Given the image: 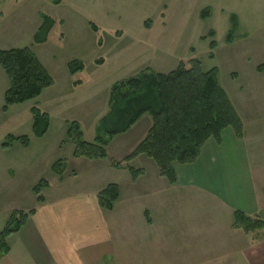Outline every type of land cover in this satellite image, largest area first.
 Instances as JSON below:
<instances>
[{
    "label": "crops",
    "instance_id": "1",
    "mask_svg": "<svg viewBox=\"0 0 264 264\" xmlns=\"http://www.w3.org/2000/svg\"><path fill=\"white\" fill-rule=\"evenodd\" d=\"M18 2L0 0V9ZM83 72L68 73L66 85L80 89L90 84L91 79L76 78ZM256 75H264V68H256ZM253 87L257 88L251 89L248 120L233 107L243 126L242 137L238 139L228 128L218 141L208 140L192 164L172 166L174 184L161 177L156 164L143 155L124 161L144 139L148 121L137 143L127 141L109 154L113 140L128 135L144 116L126 133L112 138L105 160L72 158L93 177L87 190L52 189L48 183L41 191V203L32 192L41 179L33 181L26 193L7 191L5 186L14 183L7 176L14 168L11 156L0 172V232L12 212L34 213L7 238L9 253L0 264H264V232L245 234L232 227L235 212L264 221V90ZM59 92L53 80L52 87L34 99L32 108L49 117V101L58 102ZM100 120H95V130ZM94 138L95 134L85 142L92 143ZM13 149L4 152L10 154ZM111 161L121 163V168L112 167ZM129 169L143 173L132 179ZM65 171L61 179L56 175V186L64 182ZM74 176L78 173L72 172ZM108 185L119 189V199L110 211L97 202V194ZM3 192L9 195L2 198ZM24 201L27 205H22Z\"/></svg>",
    "mask_w": 264,
    "mask_h": 264
},
{
    "label": "rangeland",
    "instance_id": "2",
    "mask_svg": "<svg viewBox=\"0 0 264 264\" xmlns=\"http://www.w3.org/2000/svg\"><path fill=\"white\" fill-rule=\"evenodd\" d=\"M61 1L55 5L52 0H19L15 6L4 5L0 9V51L29 48L60 90V100L49 101L50 126L40 139L31 132L30 109L36 104L34 100L8 107L7 113L0 111V145L7 135L27 136L30 140L26 149L19 143L13 144L10 154L4 151L11 148H0V155L5 156L0 161V172L14 157V168L7 174L14 183L5 186L7 191L26 193L33 181L40 179L51 183L52 189L59 186L68 191H78L81 187L87 190L93 177L90 172L81 171V164L72 159L74 146L66 136L69 124L76 122L83 140L92 141L95 120L102 119L109 110V95L114 85L151 73L168 74L181 62L196 60L203 73L216 69L219 86L232 107L248 120L253 85L264 90V75H256V68H264V0ZM204 9L209 10V16L202 19L200 14ZM43 14L56 24L46 44L38 46L32 44V36ZM231 16L236 18L237 28L232 42L227 44ZM210 32L212 37L208 35ZM210 42L215 44L212 51ZM210 53L213 58L209 57ZM94 60L105 63L97 65ZM72 61L84 66L83 74L76 78L91 79L90 84L80 89L66 85L67 64ZM7 88L8 80L0 69V107ZM147 121L151 126L150 116L144 115L128 135L115 138L109 154L127 141L129 145L137 143ZM18 158L23 160L17 161ZM57 161L65 163L67 180L56 186L57 177L51 166ZM72 172L78 173V177H72ZM1 195L5 198L9 193ZM25 201L22 205H27Z\"/></svg>",
    "mask_w": 264,
    "mask_h": 264
},
{
    "label": "trees",
    "instance_id": "3",
    "mask_svg": "<svg viewBox=\"0 0 264 264\" xmlns=\"http://www.w3.org/2000/svg\"><path fill=\"white\" fill-rule=\"evenodd\" d=\"M55 4H58L56 0ZM208 16V9H204L200 14L202 19ZM40 18L41 25L32 37V44L35 45L46 43L56 24L44 14ZM147 23L144 24L146 28ZM230 24L231 30L226 36L227 44L232 42L233 33L237 28L234 16L230 17ZM91 28L97 32L94 25ZM208 35L212 37L213 33L210 32ZM214 48V42H210L209 49L212 51ZM209 57L213 58V54L210 53ZM102 63L103 60L95 61L97 65ZM0 69L8 80L2 112H6L8 107L38 98L45 89L53 85L48 72L28 48L0 51ZM83 70L84 66L79 61L67 64L70 75ZM108 108L107 114L96 126L92 143L83 141L82 132L76 122L69 124L66 136L74 146L73 158L105 160L106 147L112 138L126 133L142 116L149 115L150 128L144 139L124 161L126 163L139 155L145 156L156 164L159 175L166 178L169 184L175 183L172 166L192 164L208 140L218 141L221 132L228 128L233 130L238 139L243 133L238 115L219 86L217 70L212 69L203 73L196 60L187 64L181 62L168 74L151 73L139 79H130L114 85L109 95ZM30 113L32 136L40 139L49 129V117L37 108H32ZM15 143L26 149L29 146V139L24 136L7 135L1 148L8 150ZM111 166L121 168V163L111 161ZM65 169V163L62 161H57L51 166V171L60 179ZM129 172L132 179L143 173L142 170L132 169H129ZM47 187V181L41 180L32 189L38 203L43 202L41 191ZM118 199L119 189L116 185H108L97 194L99 207L106 211H110ZM33 213V211L11 213L0 232V261L9 253L7 238L17 233L28 216ZM232 227L245 234H251L264 231V221L235 212Z\"/></svg>",
    "mask_w": 264,
    "mask_h": 264
}]
</instances>
